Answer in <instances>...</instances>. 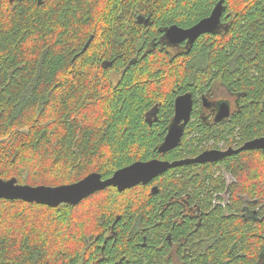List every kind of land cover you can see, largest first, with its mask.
<instances>
[{
  "label": "trees",
  "instance_id": "1",
  "mask_svg": "<svg viewBox=\"0 0 264 264\" xmlns=\"http://www.w3.org/2000/svg\"><path fill=\"white\" fill-rule=\"evenodd\" d=\"M219 1L0 0V179H107L264 136V0H224L217 32L168 48L170 26H194ZM227 89L244 107L204 120L201 96ZM186 93L195 105L182 143L160 154ZM166 233L182 237L184 264H264V151L178 166L75 206L0 200V264H164Z\"/></svg>",
  "mask_w": 264,
  "mask_h": 264
},
{
  "label": "water",
  "instance_id": "2",
  "mask_svg": "<svg viewBox=\"0 0 264 264\" xmlns=\"http://www.w3.org/2000/svg\"><path fill=\"white\" fill-rule=\"evenodd\" d=\"M223 12L224 0H220L208 17L189 28L172 25L166 30L165 38L171 45L186 43L187 46L192 48L201 36L215 33L220 29ZM203 103L206 107H209L211 104L206 97L203 98ZM193 110L194 97L191 93H186L176 98L175 115L168 128L167 135L158 149L160 154H166L181 145ZM229 116L230 108L228 103H220L215 122H221ZM251 150L264 151V136L248 141L238 149L232 147L225 151L210 149L200 153L196 157L176 161L153 159L146 162H135L117 170L112 177L107 179H104L99 173H91L76 183L55 187L23 185L18 183L16 178L7 181L0 179V200H21L27 203H37L50 207H58L62 204L75 206L84 199L108 187H115L120 192H123L140 184L148 185L154 179L178 166L213 163L233 154Z\"/></svg>",
  "mask_w": 264,
  "mask_h": 264
},
{
  "label": "flooded vegetation",
  "instance_id": "3",
  "mask_svg": "<svg viewBox=\"0 0 264 264\" xmlns=\"http://www.w3.org/2000/svg\"><path fill=\"white\" fill-rule=\"evenodd\" d=\"M146 24H147V22H146ZM168 48L171 49V51H179L180 49L187 48V44L186 43H183L181 45L169 44ZM204 97H206V96L205 95L201 96V100L198 103L199 105H201L200 108L202 109V118L204 120H210V122L212 121L215 124L221 123L223 121H230L239 111H241V109L245 105V103L243 104L241 102V98H239L238 95L231 89H227L225 91L224 96L218 95V96L212 97V98L206 97L209 100V102L211 103L209 107H206L204 105V103H203ZM222 102L228 103L229 108H230V116L228 118L222 120L221 122H215V117H216V114L218 112L219 104ZM263 104H264V101H263ZM194 105H195V103H194ZM192 115H193V113H192ZM221 145H223V144H221ZM240 147H238V148H240ZM228 148H231V147H225V150H227ZM232 148L238 149L237 147H232ZM218 150L225 151L222 147ZM227 174H229V173H227ZM233 181H234V178H233ZM227 184H229V183H227ZM223 196L228 197V193L225 192L224 194H219L220 199H217V203H219V201L222 200ZM227 202H228V199H227ZM227 202H225V203H227ZM222 203H224V202H222ZM188 215H191V217H198L199 216L198 214H195V211L193 209H191L188 212ZM184 219H185V217H175L172 219V224L175 225V223H176L178 225H182L184 222ZM165 241L168 245V248H167L168 250H167L166 256L164 257V264H184L183 239H182V237L177 239V240H174L171 237V233H166Z\"/></svg>",
  "mask_w": 264,
  "mask_h": 264
},
{
  "label": "rangeland",
  "instance_id": "4",
  "mask_svg": "<svg viewBox=\"0 0 264 264\" xmlns=\"http://www.w3.org/2000/svg\"><path fill=\"white\" fill-rule=\"evenodd\" d=\"M221 96H224V94H225V92L224 91H221ZM211 144V143H210ZM209 144V145H210ZM220 147H222L224 150H225V147L223 146V145H220ZM224 177H225V180L227 181V183H230V182H232L233 181V178L231 177V175H229V174H227V173H225L224 174ZM227 199H228V197L227 196H223V198H222V202H227Z\"/></svg>",
  "mask_w": 264,
  "mask_h": 264
}]
</instances>
